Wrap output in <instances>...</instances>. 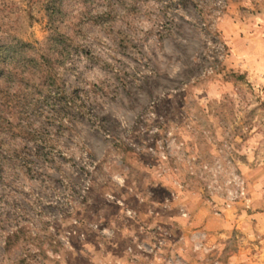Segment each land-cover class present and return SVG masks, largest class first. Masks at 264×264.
<instances>
[{
	"label": "rangeland",
	"instance_id": "1",
	"mask_svg": "<svg viewBox=\"0 0 264 264\" xmlns=\"http://www.w3.org/2000/svg\"><path fill=\"white\" fill-rule=\"evenodd\" d=\"M0 42V264H264V0H0Z\"/></svg>",
	"mask_w": 264,
	"mask_h": 264
},
{
	"label": "trees",
	"instance_id": "2",
	"mask_svg": "<svg viewBox=\"0 0 264 264\" xmlns=\"http://www.w3.org/2000/svg\"><path fill=\"white\" fill-rule=\"evenodd\" d=\"M17 45L13 44V42H10L9 44L0 42V78L4 77V74L6 72H9V65L8 62L12 59H15L14 57L19 54V49L16 47ZM234 78H236L237 82H242L245 80L243 76H236L232 75ZM60 101H67V97L65 93H60L59 96Z\"/></svg>",
	"mask_w": 264,
	"mask_h": 264
}]
</instances>
